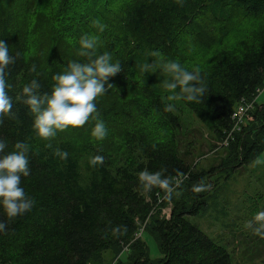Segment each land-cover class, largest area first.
Instances as JSON below:
<instances>
[{"label":"trees","instance_id":"1","mask_svg":"<svg viewBox=\"0 0 264 264\" xmlns=\"http://www.w3.org/2000/svg\"><path fill=\"white\" fill-rule=\"evenodd\" d=\"M84 1L81 13H77L71 10L82 0H57L53 16L49 17L57 30L52 27L48 33L52 35L53 45L45 56L33 57L27 55L26 42L16 25L23 16L19 9L27 6V0H14L19 6L10 9L7 0H0V39L9 46L15 59L9 66L8 78L15 115L2 118L0 139L8 143L7 150L20 141L29 144L30 175L22 177V187L36 201L30 212L11 221L0 209V221L7 224L0 231V264H110L105 257L109 253L115 258L112 264H233L226 249L186 218L204 211V192L194 193L191 189L193 184L205 181V174L196 173L179 156L174 139L178 120L173 112L164 111L167 103L164 95L155 90L154 81L141 88L134 83V97L121 108H103L96 102L99 118L120 116L134 126L133 131L125 130L122 142L123 152L134 158L130 162L113 165V155L99 142L88 152L81 168L77 145L69 141L58 144L36 135L33 117L23 102L22 88L35 78L40 81L42 92H50L54 74L63 71L73 60L86 61L84 57L65 55L62 46L68 32L63 27L65 23L72 24L69 33L76 35L73 32L76 18H88L92 12L99 14V8L104 5L93 11L89 0ZM227 2H234L249 17L264 16V0ZM39 4V0L33 2V12ZM206 6V0H135L126 6L122 10L120 37L126 57L120 61L121 73L143 76L142 84L147 83L145 79H149L150 73L137 67L139 73L132 67L158 61L159 58L150 55L153 51H159L166 59H178L189 68L198 66L208 88L205 100L200 104L180 102L223 145L232 130V115L242 99L253 101L257 99V91L264 88V27L253 33L251 41L241 40L237 49L218 51L205 67L195 57L180 54L173 33L178 27L193 25L196 12ZM33 65L35 72L30 71ZM136 114L144 116L154 128L165 125L168 137L158 140L149 130L136 131ZM150 116H160L161 121L151 120ZM229 143L230 155L225 166L248 165L264 154V104L255 103L253 120L246 122ZM57 149L67 151L68 158L61 160L55 156ZM96 156H102L103 161L93 165ZM144 169L153 172L166 169V176L181 180L177 189L181 194L171 199L170 218L161 217L160 208L167 201L163 191L154 188L145 192L140 187L137 174ZM117 226L120 232L114 233ZM143 232L156 239L162 254L160 259L150 258L148 246L141 238ZM124 251L128 257L123 262L120 255Z\"/></svg>","mask_w":264,"mask_h":264},{"label":"rangeland","instance_id":"2","mask_svg":"<svg viewBox=\"0 0 264 264\" xmlns=\"http://www.w3.org/2000/svg\"><path fill=\"white\" fill-rule=\"evenodd\" d=\"M8 1V9L16 6L14 0ZM37 9L33 10V2L38 0H27V6L19 9L23 16L16 25L22 32L21 39L26 42L27 55L33 57L45 56L50 45H53L52 35L49 31L56 24L49 19L53 16L57 0H39ZM135 0H89L93 11L99 6V14L90 13L88 18L75 20L73 32L86 31L85 34L97 35L100 38L98 54L108 51L112 54L114 61L123 60L121 44L123 9ZM84 0L76 5L73 12L81 13ZM95 2V3H94ZM206 8L200 9L195 15L193 25L188 27H178L173 35L179 43V52L183 56H193L199 60L205 67L209 66L210 61L218 51L224 48L237 49L239 42L251 41L253 33L264 27V16L259 18L249 17L234 2L227 0H206ZM19 6V5H17ZM16 6V7H17ZM71 17V14H69ZM99 19L105 25V30L100 32L93 21ZM87 22V23H86ZM86 23L87 25H85ZM52 24V25H51ZM71 23H65L63 27L67 28L65 34L64 48L65 55L76 58L79 50V40L83 35H73L69 33ZM78 29H77V28ZM61 29V28H59ZM81 29V30H80ZM52 30V31H53ZM59 31L56 33L58 34ZM84 34V35H85ZM54 38V37H53ZM114 39H117L114 41ZM139 63L132 70L142 68ZM139 69V70H138ZM141 71H139L140 73ZM124 75V76H122ZM130 76V75H129ZM127 73L119 72L114 77L109 78L105 85L108 90L98 97L96 102L103 108L117 107L121 108L124 103H128L131 97H134L135 84L138 87L152 85L155 83V90L164 95L166 103H173V115L178 120L174 131V139L177 142L179 156L186 159L196 173L205 174L204 191L206 204L204 211L199 215H188L187 220L194 226L204 232L216 244L226 249L231 256L233 264H264V234H256L254 228L258 226L253 222V228H247L249 221H253L254 216L260 211H264V163H257V160L264 161V154L248 165L225 166L224 162L229 157V145H222L206 126L195 116V114L186 108L180 101H168L167 97L171 94L163 88V80L168 79L167 74L160 71L150 73L147 83L141 82L143 76L136 75L129 77ZM127 81V84L121 80ZM144 78V77H143ZM111 85L110 87H108ZM257 105L264 104V92L257 98ZM134 123L137 125L136 131L149 130L156 139H164L165 125L154 128L144 116L135 115ZM151 117V116H150ZM160 116H153L150 119L161 121ZM106 125L107 135L103 140H97L92 136V129L95 121L90 120L80 128H67L64 131L57 132L52 138L58 144L62 141H69L78 148L77 160L81 168L83 162L89 156L93 146H98L103 142L104 148L113 155V165L119 166L125 161L130 162L134 158L130 153H124L122 142L126 129L133 131L134 126L124 121L123 117L114 116L112 118H100ZM264 150V145H263ZM264 153V152H263ZM136 157V156H135ZM164 206L160 208L161 217L168 218L173 209L172 201L166 199ZM144 230V229H142ZM142 240L149 249V255L152 260H158L162 257L159 245L155 238L149 233H142ZM107 261H114L112 254H107ZM128 252L124 251L120 255L121 261H126ZM106 261V260H105ZM109 264V263H108Z\"/></svg>","mask_w":264,"mask_h":264},{"label":"clouds","instance_id":"3","mask_svg":"<svg viewBox=\"0 0 264 264\" xmlns=\"http://www.w3.org/2000/svg\"><path fill=\"white\" fill-rule=\"evenodd\" d=\"M93 25L100 32L105 30L99 19L93 21ZM100 38L97 35L85 34L79 40L78 56L86 58L85 62L73 60L67 64L63 71L52 76L54 81L50 92L41 91V83L38 79H32L22 88L23 102L27 106L29 114L33 117L32 127L36 135L43 140H50L57 132L65 129L80 128L90 120L95 121L92 136L97 140H103L107 135V128L99 118L96 100L103 96L108 88L105 87L109 78L121 72V63L113 59L110 52L104 51L98 54ZM151 56L159 58L158 61L145 63L142 66L144 73H156L160 71L167 74L168 79L163 80V88L171 93L168 101H185L188 103H203L208 91L207 84L202 78L201 69L198 66L191 68L183 65L178 59H166L159 51H153ZM15 63L10 55L9 46L0 39V122L6 116H14L13 97L8 89L9 66ZM30 71L35 72L33 65ZM109 85L108 87H110ZM174 104L168 103L164 111L172 112ZM51 147V145H48ZM8 143L0 139V209L9 221L30 212L36 201L30 197L22 187V177L30 175L29 144L23 141L14 144L11 150ZM55 156L66 160L67 151L57 149ZM103 157L96 156L92 164L102 163ZM257 163L264 161L257 160ZM166 169L149 171L144 169L137 174L140 187L145 192H151L154 188L163 191L165 198L171 200L173 195L179 196L177 191L181 180H173L166 176ZM183 175L182 173H178ZM192 192L201 193L207 190V186L201 180L193 184ZM253 222L258 226L253 230L256 234H264V211L257 213L253 221H249L247 228H253ZM7 224L0 221V231H4ZM114 233L120 232V227L113 229Z\"/></svg>","mask_w":264,"mask_h":264},{"label":"built area","instance_id":"4","mask_svg":"<svg viewBox=\"0 0 264 264\" xmlns=\"http://www.w3.org/2000/svg\"><path fill=\"white\" fill-rule=\"evenodd\" d=\"M263 92H264V88L259 89L257 91L258 94L257 98ZM256 100L257 99L253 101H248L247 99H242V101L237 106V108L235 109L232 115V123H233V126H231L232 130L228 134L227 139L224 140L225 142L223 143V145H229L230 144L229 142L234 138L235 134L242 131V128L244 127L245 123L253 120V112L255 110ZM170 216L171 215H169L168 218H170ZM137 237L138 238L141 237V234H138Z\"/></svg>","mask_w":264,"mask_h":264}]
</instances>
